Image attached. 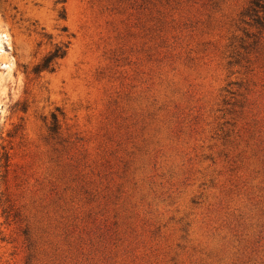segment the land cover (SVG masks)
Here are the masks:
<instances>
[{
  "label": "rangeland",
  "instance_id": "374dc122",
  "mask_svg": "<svg viewBox=\"0 0 264 264\" xmlns=\"http://www.w3.org/2000/svg\"><path fill=\"white\" fill-rule=\"evenodd\" d=\"M248 6L0 0V264H264Z\"/></svg>",
  "mask_w": 264,
  "mask_h": 264
},
{
  "label": "trees",
  "instance_id": "16d2710c",
  "mask_svg": "<svg viewBox=\"0 0 264 264\" xmlns=\"http://www.w3.org/2000/svg\"><path fill=\"white\" fill-rule=\"evenodd\" d=\"M65 0H56V3H63ZM262 7L264 10V0H249V6L247 11H255L257 8ZM58 17L61 19L65 18V10L61 7L58 11ZM62 30L66 31V27L62 26ZM69 37V36H67ZM69 39V38H68ZM65 40L63 42L56 43L52 51H50L40 63L36 64L33 68L35 73L39 72L42 69H47L52 71L54 66L52 65L53 61L61 58L65 55L67 46L69 44V40Z\"/></svg>",
  "mask_w": 264,
  "mask_h": 264
}]
</instances>
